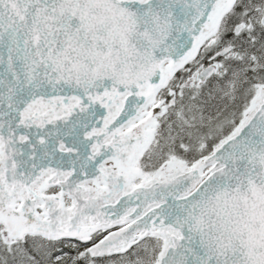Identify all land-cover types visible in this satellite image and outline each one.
<instances>
[{
	"label": "snow or ice",
	"instance_id": "1",
	"mask_svg": "<svg viewBox=\"0 0 264 264\" xmlns=\"http://www.w3.org/2000/svg\"><path fill=\"white\" fill-rule=\"evenodd\" d=\"M0 264H264V0H0Z\"/></svg>",
	"mask_w": 264,
	"mask_h": 264
}]
</instances>
